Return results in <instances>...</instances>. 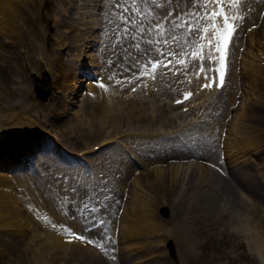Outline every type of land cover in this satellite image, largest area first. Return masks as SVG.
Segmentation results:
<instances>
[{
    "label": "bare ground",
    "instance_id": "obj_1",
    "mask_svg": "<svg viewBox=\"0 0 264 264\" xmlns=\"http://www.w3.org/2000/svg\"><path fill=\"white\" fill-rule=\"evenodd\" d=\"M30 2L31 0H0V8L2 5L5 6L4 10L0 11L2 14L0 35L13 36L12 38L4 36L6 40L4 43H12L9 40L11 39L16 45L25 38V31L19 30L14 21L17 23L20 17H23L24 9L21 7ZM40 2L47 4L52 0H40ZM59 2L58 6H61L62 3L60 0ZM75 2V8L81 12H76L70 22L63 18L54 23L58 25L56 29L62 27L63 30L58 36L59 40L54 39L55 60L49 58L47 68L54 67V71L50 70L52 73L50 79L52 86L56 88L55 94H59L57 100L63 107V116L72 114L73 119L80 125L78 131L83 136L82 150H75L72 154L69 152L74 147L72 142L70 149H66L59 144L60 141L56 138L59 132L55 131V128L54 131H48L44 124L32 119V112L40 107L38 104L33 105L36 100L30 105L24 101L28 88L23 87L22 81L18 88L14 86L17 85V74H20L15 63L12 65L13 68L11 67V77L6 74L5 79L0 81V100L5 101L14 94L17 96V99L10 104L0 103V146H4L0 149V236L4 239L0 240V264H12L11 261L4 262L1 258L2 252L8 248V242L13 243L14 247L21 245L22 251L26 252L27 261L33 264H59L56 255L60 253L67 255V262L62 264H81V262L85 264L81 252L83 248L75 243L59 242L57 237L65 232L59 234L63 229L53 227V224L67 225L81 234L85 223V213L81 204L87 203L84 199L85 195L80 191H83L84 176L92 169L97 172L98 177L95 188L101 190L92 193L96 202L102 204L105 202L102 201L103 199H108L109 206L113 205V208L118 209L122 204L121 201H128V204L121 208L122 216L119 220L121 234L118 236L122 235V237L115 241L118 243L126 239L128 242L124 248L127 251H139L129 255L142 254L140 258L149 257L148 262H150L154 256L159 253L164 255L167 251L166 248L163 251H156L154 244L173 240L180 261L184 264H197L199 250L209 247L207 238L212 234L210 219L217 212V205L212 196L203 190V186L208 183L213 189L225 193L224 201L228 204L222 205L224 208L222 213L225 211L229 223L231 221L237 223L231 231L240 233L239 246L248 244L260 259H264V214L256 203L258 194L264 190V182L261 180L264 179V134L254 132L248 137L244 132L239 131L238 123L245 113L251 116L253 112L254 106L250 103L248 94L251 97L254 95L258 97L264 86L261 83L264 80V68L261 66V56L264 58V16L260 17L264 10V0L241 1L240 9L242 16L245 14V24L239 31L234 45L231 71L223 90L217 93L218 96L213 102L211 99L216 95L214 93L207 95L201 92L195 97L199 109H196V105L191 108L197 110H195L197 118L194 116L195 111L192 112V122L174 126L171 123L173 118L182 119L186 116L178 111L171 114L168 126L163 124L165 126L163 128L155 127L152 117L147 119L141 107L143 101L152 99L154 95L146 98L147 95L142 94L141 90H130L128 81L124 80V77L132 76L127 68L128 62L125 61V49L135 55L133 41L123 34L124 22L119 20V12H125L124 8L117 11L114 8L116 0H76ZM120 2L128 9L125 15L137 19L138 22L140 17L136 9L143 11L145 2L150 7H156L152 0H136L135 8L131 0H120ZM184 2L185 0H180L181 7ZM47 9L48 6L45 5L41 12L45 19L47 18L44 11ZM63 10L64 8L61 7V11ZM53 15L54 18L59 17L56 12ZM78 15H81V18ZM97 15L103 17L105 21L111 19L117 23L112 26V28L116 27L117 31L112 28L101 31H109V34L120 31L117 36L119 39L117 37H112L110 41L103 39L100 43L105 42L104 44H97L98 29L94 27L99 22L94 23ZM253 24L256 27H253ZM67 29L70 30V35L65 34ZM141 44L143 46V41ZM68 47L70 51L63 52ZM239 52L243 55L247 52V55L239 60ZM153 56L158 58L159 54L153 53ZM109 60L114 63L110 64ZM239 64H242L240 79L237 75ZM198 67V62L192 63L187 69L182 68L181 73L187 71V80L194 81L195 70L197 71ZM44 70L41 65L40 73L47 72ZM160 71L167 84L171 85L172 91L183 89L182 78L185 75L177 74L174 78L171 72L165 74L163 69ZM242 79L245 80L244 87L240 84ZM118 80L121 83H117ZM100 83L106 84L107 88H101ZM78 87L82 90L74 93L77 92ZM132 93L137 95L135 101L128 98ZM177 93L167 95L158 90V94L163 96L159 101H167ZM222 96L224 100L220 99ZM246 97L247 101L242 102ZM100 101L101 106L98 109ZM88 103L92 106L90 114L86 112ZM210 103L211 105L203 111L205 108L203 105ZM121 104L126 108L121 107ZM70 105L77 108L74 109ZM171 110L175 111L176 108L167 109L168 112ZM36 112V115H39L40 111ZM232 112H236V121L233 125L235 133L231 139L227 125ZM157 113L159 117L161 115L159 108ZM146 121L148 124L142 128V124ZM52 127L61 128V133L67 128L62 124H53ZM196 129H199L200 133L188 136ZM87 130H92L94 135L88 136ZM134 130H140L137 131L140 133L133 135L131 132ZM176 130L179 132H174ZM182 130L185 131L182 133ZM169 132H174V136L178 135L172 138L159 136H167ZM261 132H264V129ZM125 133L126 141L122 135ZM43 134L49 136L48 141L53 145L50 150L62 154L61 148L63 154L67 155L66 153L69 152L70 157L82 151L83 157L80 160H75L74 157L64 158L70 163L54 158L44 159L42 151L48 153V145H45V142L40 144L37 140L38 137L41 138L39 135ZM99 136L102 137L100 141H103L101 146L114 144V138L119 137L114 145L98 153L84 150L91 146L94 148L96 145L91 144L90 141ZM181 137H186L188 143L192 141L191 144L196 141L205 158H196L189 162L187 154L192 151L191 147L179 148L174 141ZM26 138L31 139L32 146H28L29 141ZM157 142H161L160 149L154 146ZM55 145L60 148L56 149ZM118 145H122L123 149ZM17 146L20 147V155L14 151L16 149L12 150ZM216 146L217 152L214 151ZM8 147L11 150L7 149ZM169 155L174 157V162H169L170 158H166ZM181 159L184 160L182 163L179 162ZM185 160L188 161V165L183 167ZM199 160H204L207 165L198 163ZM32 161L35 166L30 164ZM176 162L180 164L177 166ZM137 164L142 166L137 167ZM253 176L259 178L262 185L254 180ZM188 178L191 179V187L184 186V181L190 180ZM236 181L243 185L237 184L235 187ZM129 186L130 189L127 190ZM230 189H234L235 196L238 192L244 198L245 206L240 207L236 197L228 192ZM118 192L121 193L120 196ZM87 194L90 196L89 193ZM116 196L121 200H116ZM72 201L77 205L76 208L79 207L76 213L79 217L75 220L69 217L66 209L67 204ZM166 205H170L171 208L172 214L169 220L161 217L162 209L167 210ZM129 206L130 210L126 212L125 208ZM45 216L48 217L47 220L44 219ZM110 227L112 233L116 223L111 222ZM46 236L50 237L49 248L44 246ZM133 246L134 250H132ZM66 250L69 252H65ZM103 250L105 256L101 261L105 259L106 264H113L109 260L110 247L105 246ZM9 256L13 259L12 254ZM203 262H206L205 258Z\"/></svg>",
    "mask_w": 264,
    "mask_h": 264
},
{
    "label": "rangeland",
    "instance_id": "obj_2",
    "mask_svg": "<svg viewBox=\"0 0 264 264\" xmlns=\"http://www.w3.org/2000/svg\"><path fill=\"white\" fill-rule=\"evenodd\" d=\"M62 5H59V0H52V2L50 3H41L40 0H31L30 3H28L26 6H22L21 8L24 9V14L23 17H20L21 19L16 23L15 25H17V28L19 30H24L25 31V38L21 39V42L16 45L14 44H4V36H10L11 38L13 37L12 35H0V81L5 79V75L9 74L10 77L12 75V65L13 63H15V67L18 68V71L20 72V74H17V81L19 82V86L21 85V81L23 82V87H27L28 91L25 94L24 97V101L28 103V105L31 104V102L34 101L35 99V93L33 91V80L31 77V74H37L38 78H41L40 76V66L42 65L44 67V69L48 71V73L50 74V76L52 77V73L51 71H54V67H52L51 69L47 68L48 65V59L51 58L52 60H55V57H53L56 53L54 45H53V41L54 39L58 38L59 34L62 33V28H58L56 29V24L55 21L58 20V18H54L53 13L56 12V14L61 17V7L65 8V10H67V12L69 13V17L70 19H68L69 21L73 20V14L76 13V10H70L68 8L67 5V0H60ZM38 2V3H37ZM45 5L48 6V9L44 11L45 16L47 19H45L42 15L41 12L43 10V7H45ZM81 10L78 9V13ZM63 17V16H62ZM68 17V18H69ZM61 19V18H60ZM107 19H109L107 17ZM99 21V22H97ZM98 23L96 24V26H94L97 31V36H99L98 45L104 44L105 42L100 43L103 39H107L110 41V39L112 37H117L121 32L119 31L116 34H109V31H105L102 32L101 29L107 30L108 28H112L111 24V19L108 21H105V19L103 17L100 16H96L94 18V23ZM114 31L116 30L115 28H112ZM48 37V38H47ZM107 42V41H106ZM241 42V41H240ZM239 43V40H238ZM108 44V43H107ZM9 45V46H8ZM54 49V51H52ZM70 49H66L65 52H69ZM247 55V52H245ZM239 56L238 59L241 60V58L245 55H243L241 52H239ZM245 55V56H246ZM14 57V58H12ZM1 63H3V65H1ZM262 64L264 65V61L262 62ZM12 67V68H11ZM241 67L242 64L238 65V69H237V75L240 77L241 75ZM99 78V77H98ZM130 78L133 79V76H131ZM231 78V76H230ZM244 79L241 80L240 84L242 87H244ZM264 85V82H261ZM20 90V88H19ZM52 92H56V90L53 88ZM55 94V93H54ZM56 94L54 97H51L50 100L42 103L38 100L35 101V103H33V105H39L40 108H36L33 112H32V117L35 119H41L44 122V126H46L48 131H54L53 128H55V131H58L59 133L56 135V138H58V140L60 141V145H62L63 147H65L66 149H70V143L72 142L74 144V147L71 148L70 152H73L75 150H82V148L84 147V145H82V139L83 136L82 134L78 131L80 128L79 123L77 122V120L73 119V115L72 114H66V116H63V111L61 107L62 105H60V102L57 100ZM158 98H162V97H158ZM158 98H152L150 100H145L142 103V108L144 109V115L146 116L147 119H149L150 117H152V120L155 122V127L158 128H163L165 126L168 125L169 121V117H166V115L171 117V114L169 112H166L165 109L161 110V115H159V118L157 117V104L156 101ZM15 99H17L16 94L12 95L11 97H8L5 101L0 100V103L3 104H10L11 102H13ZM220 99L224 100V96H222ZM258 99L259 101H254L253 105L254 106V111H253V117H251V119H247L245 118L244 120L241 121L240 126L245 128V131L242 130V132H244L248 137L253 135L254 132H258V133H264V132H259V129H255L258 121L257 118L259 116V113H264V109L261 106H264V86L263 89L261 91V93L258 94ZM254 100V99H253ZM8 101V102H7ZM152 101L150 104L149 102ZM101 106V101L98 104V109ZM70 107H74V109L77 108V106H73L70 105ZM121 107L126 108V106L121 104ZM165 107V106H163ZM209 107V105H208ZM32 108V107H31ZM122 110V109H121ZM236 110V109H235ZM36 111H40V116L36 115L37 112ZM92 111V106L90 105V103L87 104V108H86V112L88 114H90ZM156 113V114H155ZM155 114V115H153ZM255 116V117H254ZM71 118V119H70ZM156 118V119H153ZM230 119L233 121L234 120V112H232L230 114ZM229 119V120H230ZM48 120V121H46ZM73 120V121H71ZM176 120V119H173ZM69 121V122H68ZM187 119H181L180 121H173V124L179 125L181 123H186ZM172 123V122H171ZM228 122H226L227 124ZM53 124H62L64 125V127L66 128L64 130V132H60L61 128L58 127H52ZM148 124V121L144 122L142 125L144 127H146V125ZM165 124V126L163 125ZM263 126V125H262ZM228 131L230 132V134L234 133L233 130L230 128V125H228L227 127ZM89 131V132H88ZM136 131H140V130H134L132 133H140V132H136ZM263 131V130H262ZM88 132V136H93L94 133L91 130H87ZM168 132V131H167ZM150 133V132H148ZM200 133L199 129H196L194 131H192L190 134H188V136H191L193 134H197ZM81 134V135H80ZM123 137L125 138L126 141V133L122 134ZM41 138H37L38 141H40V143L45 142V145H48V150L49 152L44 153L42 151V153L40 151H37V153H40L43 155L44 159L47 158H54V159H59V160H63L66 163H70L67 162L64 158H68V155H64L63 154V150L60 148V146H54L56 149L60 148V152H62V154H58L56 152V150H50L52 149L51 147L53 146L52 143H50L48 141L49 136H45L43 135H39ZM80 136V137H78ZM161 136V135H159ZM187 136V137H188ZM175 137V136H173ZM100 136L97 137L96 139H93L92 141H90V143H95L98 142L100 140ZM169 138V137H167ZM172 138V137H171ZM176 145L179 146V148H184V146L187 148L191 147V152L187 154V158H200L203 159L205 158V156L203 155L204 153L201 152V150L199 149V144L194 141L193 144L192 141L191 142H187L186 137H181L179 139H175L174 140ZM58 144V145H59ZM158 149L161 148V142H157L155 143V145ZM182 151V150H180ZM215 152H217V146L214 149ZM53 152V154L51 153ZM49 155V156H47ZM217 156V153H216ZM170 158L169 162H172L174 160V157L172 155L166 156V158ZM184 160L181 159L179 162H183ZM200 161V160H199ZM204 161V160H202ZM57 162V161H56ZM61 162V161H60ZM174 162V161H173ZM30 164L34 165V161H32ZM180 164L176 162V165ZM142 166V165H139ZM35 166V165H34ZM178 166V165H177ZM86 167V166H85ZM140 169V168H139ZM87 171H90L88 169H84ZM94 171V172H93ZM136 172V171H135ZM134 172V173H135ZM97 172H95V170H91L87 175H85L84 178V183L82 184L83 187V191L81 190L80 193L85 195V201L87 204H81V207L85 213L84 216V221L85 223H83V227L81 230V234L89 236V238H94L97 242V244L103 243L104 248L105 246H109L110 250L109 251V260H111V263L113 264H136L137 262H139L140 256H142V254L139 255H129V257L126 258V255H128V253L126 254V250H124L123 248L126 246L127 244V240L124 239L123 241H120L118 243H112V239H114V231L111 233V227H110V223L112 222V224H115L116 222V217L120 212H121V208H123V206H126L128 203V201H121L122 204L119 206L118 209L113 208V205L109 206L110 200L108 199H103L102 201H105L104 203L101 204V202H96L94 200V195L92 193L95 192H101V190H97L95 188V185L97 184ZM258 182L261 183V180L264 179H259L256 178V176H253ZM190 179V178H188ZM184 186L191 187V179L190 180H185L184 181ZM241 184V182L236 181L235 183V187L236 185ZM88 187V190H87ZM204 187V188H203ZM202 188L203 190H205L206 194H209L210 196H212L214 202L217 205V212H215V216L211 217V223H212V234L208 237L207 242L209 243V247H207V249L205 248H201L199 250V261L197 264H202L203 259H206V262H203L204 264H264V259H260L255 251L248 245V244H244L243 246H239L238 242H241L240 240V233H234L231 230H234V227L237 226V223L235 221H231V223L228 222V217L225 215V211L222 213V211L224 210V208L222 207L223 204H228L224 201L225 197V193H221L216 189H213L208 183L207 185H204ZM86 188V189H85ZM130 189V186L127 188V190ZM229 193L232 194L233 197H236L237 201L239 204H242V206H244V201L242 199L239 198V196L236 194H234V189H230L228 191ZM89 193L90 196L87 194ZM119 196H120V192ZM129 194L127 193V196ZM258 200L256 201L258 207L260 208V210H263L264 212V190L258 194ZM116 200H121L118 198V196H116ZM95 203V204H94ZM77 205L74 204V202L72 201L70 204H67V213L69 214V217L73 220L77 219L79 217V214H76L78 212V208H76ZM220 206V207H219ZM226 206V205H225ZM239 206V205H238ZM241 207V206H240ZM159 208V207H158ZM157 208V209H158ZM166 208L168 209V215L166 217H164L163 215L161 216L162 219H171V208L170 205L167 206ZM130 210V206L125 208V211H129ZM219 211V214H218ZM109 217V218H108ZM103 220L104 223L100 224V221ZM233 228V229H232ZM105 229H107V231H105ZM115 230L120 231V224L116 223V228ZM153 236V235H152ZM122 237V235L120 236V238ZM46 242L44 244L45 248H49L50 247V237L46 236ZM3 237L0 236V240L2 241ZM156 239V238H155ZM4 240V239H3ZM151 240V239H150ZM173 241V240H172ZM175 242V241H174ZM163 243V242H161ZM160 243V244H161ZM8 248L5 249V252H2V260L4 262L6 261H11L12 264H33L31 262L27 261V255L26 252L22 251L21 245L18 247L16 245V247H14L13 243H7ZM96 245V244H95ZM155 245V244H154ZM157 247H155V249H158L159 251H163L166 250L165 249V243L163 246L156 244ZM133 249L135 248L134 246L132 247ZM175 248V246H174ZM55 252H57L58 250H54ZM205 251V252H204ZM65 252H69L68 250H66ZM83 255H84V262L85 264H106L107 260L104 259V261H101V259L105 256V252L103 249H100L96 246V250L93 251V249L91 250H85L82 249ZM132 252H136V251H132ZM139 252V251H137ZM136 252V253H137ZM9 254H12L13 259L10 258ZM125 254V255H124ZM144 254V253H143ZM102 256V257H101ZM56 259L58 261L59 264H62L63 262H65L67 260V255L60 253L56 255ZM132 260V261H130ZM115 261V262H114ZM67 262V261H66ZM82 264V262H81ZM146 264H184L182 263V261H180V257L178 256V253L175 249V259L171 258L168 255V252L166 251V253L164 255H162L161 253H159L158 255L154 256L151 259V262H147Z\"/></svg>",
    "mask_w": 264,
    "mask_h": 264
},
{
    "label": "snow or ice",
    "instance_id": "obj_3",
    "mask_svg": "<svg viewBox=\"0 0 264 264\" xmlns=\"http://www.w3.org/2000/svg\"><path fill=\"white\" fill-rule=\"evenodd\" d=\"M131 2L135 8L136 0ZM152 2L156 5L155 8L145 2L143 11L136 9L139 12V22L125 15L128 9L120 0H116L114 4L117 11L124 8L125 12H119V20L124 22L123 34L133 41L135 55L125 49V61L128 62L127 68L133 78L155 82L161 69L165 74L171 72L173 75L187 76V71L181 73V69H187L192 63L198 62L195 76L198 79L202 75L205 80L200 88H221L225 82L229 47L238 29L237 21L244 20L239 12L241 0H185L183 7L180 0ZM161 12L165 14L161 15ZM253 27L256 25L253 24ZM153 53H158L159 57L155 58ZM109 63L114 61L109 60ZM173 65L177 67L173 68ZM124 80H128V77H124ZM188 82L191 83V79ZM117 83L121 81L118 80ZM100 87L107 88V85L100 83ZM193 95L186 91L176 103L180 104ZM44 219L47 220L48 217L45 216ZM103 223L101 220L100 224ZM53 227L62 228L71 239L104 248L103 243L97 244L94 238L77 233L67 225L53 224Z\"/></svg>",
    "mask_w": 264,
    "mask_h": 264
},
{
    "label": "water",
    "instance_id": "obj_4",
    "mask_svg": "<svg viewBox=\"0 0 264 264\" xmlns=\"http://www.w3.org/2000/svg\"><path fill=\"white\" fill-rule=\"evenodd\" d=\"M162 213H163V215L164 216H166V209H162ZM169 248H170V251L172 252V254L174 253V250H173V246H172V244L171 243H169Z\"/></svg>",
    "mask_w": 264,
    "mask_h": 264
}]
</instances>
